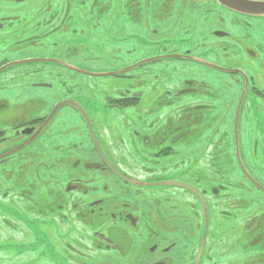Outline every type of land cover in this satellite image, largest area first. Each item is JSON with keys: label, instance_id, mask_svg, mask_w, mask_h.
Wrapping results in <instances>:
<instances>
[{"label": "flooded vegetation", "instance_id": "af4514ba", "mask_svg": "<svg viewBox=\"0 0 264 264\" xmlns=\"http://www.w3.org/2000/svg\"><path fill=\"white\" fill-rule=\"evenodd\" d=\"M103 1L0 0V172L27 158L45 191L0 193V264H264V18L163 0L167 23L194 16L157 31L151 0ZM105 2L109 35L148 17L115 39L135 62L111 72ZM42 87L68 92L45 112Z\"/></svg>", "mask_w": 264, "mask_h": 264}, {"label": "rangeland", "instance_id": "374dc122", "mask_svg": "<svg viewBox=\"0 0 264 264\" xmlns=\"http://www.w3.org/2000/svg\"><path fill=\"white\" fill-rule=\"evenodd\" d=\"M104 1H107V0H104ZM108 1H111V0H108ZM138 1H141V0H137V1L135 0L134 3H136V4L139 3V5H137V7L139 8L140 2H138ZM162 1L163 0H151L149 3L151 13H152V17H153L154 23H155L154 27H155V29H157V31L171 27L170 24L171 25L174 24L176 22L175 20H181L179 23H182L184 21L190 20L188 18L189 15H192V17L194 16L193 11L195 10V8L192 7V9H190V7H189L185 11H183L184 13L182 12L183 15H180L179 13L177 14L176 12L170 13V15L172 17H170V20H169L170 23H167L166 19H165L166 14L161 12V10H160L162 7L165 6V4ZM127 2L128 1L126 0V3ZM130 3H131V1H129L128 4H126V5H129ZM101 8H102V12L108 13L107 15H105L104 19L102 17L104 34L103 33H97V34L93 35V38L95 41H97L99 44H102L105 47L106 63L107 64H105L104 60L102 58H100L99 59L100 63H98L99 66L100 67H107V72H111V71H114L115 69L121 68L122 66H128L130 64V62L131 63L135 62L134 61L135 59L131 58V57H135V55H133L131 57L130 56L127 57V55H125L124 48H122V45L124 47V44L123 43L120 44V42H118L115 39H117V37L124 31L125 28L126 29L129 28L131 32H133V29H135L136 32H140V34L143 36V34L146 32L144 31V28L142 25L147 24L148 17H146V19H144L143 21L142 20L140 21V23H139L140 24L139 25L140 31L138 30L137 25L136 26L131 25L130 27H127L131 23V22L127 21L123 24L113 26L115 28H113L112 33L109 35L106 33L105 29L109 26L110 23H112L114 21V19H112L113 13H111V11L113 10V5L111 2H105L104 4H101ZM126 8H125V10H126ZM114 16H115V14H114ZM163 16H164V19H163ZM149 20H151V19L149 18ZM219 24H221V25L224 24V20L219 22ZM68 26H69V24H68ZM171 32H172V30H171ZM241 32L242 31L238 27H236L235 33L237 35V38H239V39L244 36V35H240ZM172 33H169V35L171 36ZM256 34H257V36H259V38H261V36H262L261 30H258V32H256ZM70 37L68 36V34H63L61 37L62 39L59 42L60 47L58 49L63 47L64 41L71 40V39H69ZM97 38L100 41H98ZM52 41H54V39L53 40L51 39V41H49L48 43H52ZM101 41H103V42H101ZM46 51H47V49H46ZM93 52H94L93 53L94 57L99 56V55L101 56L102 50L95 49ZM232 52H235V50H233ZM41 57L46 58V57H50V55L44 54ZM33 66L41 68L43 65H41V66L33 65ZM192 70L194 72V67L192 68ZM177 80L181 81V78L177 77ZM18 81L14 82V83H17ZM32 81L36 82V83H40V84H44V83L53 84L57 80L56 79L49 80V78L47 76L42 75V76H33ZM119 82L116 80L110 79V78H107V79L102 78V79H97L96 85H102V87L104 88L105 91L109 90L110 98H115V97H117V93L119 91L120 86L118 87V84H117ZM69 83L70 84L73 83L72 79L69 80ZM65 92H68V88L61 89V87H58V88H56V90H53V91L45 89L43 87L33 89L34 98L39 99L41 104H43V103L46 104V105H43L45 112H47L49 110V108L54 104V102L58 98H60L62 95H64ZM41 112H43L42 107H40L37 103L34 102L31 106L32 117L40 114ZM12 165L13 166L11 169H9V167L8 168L6 167L3 169L2 172H0V193H2L5 188H9V187L12 188L13 190L15 188H17V189H24L26 191H30V193H31L30 195H32V196L45 192L44 190H42L41 186H39V185L35 186L34 181L33 182L31 181L32 175H30V173H31V170L33 169V165L29 164V160L27 158H24V159L15 158ZM64 171H65L64 167H57L54 175L56 176V179L58 181H61L60 179L65 176ZM221 172L225 173V171H221ZM51 177H52V175H46V179L51 178ZM6 182H11L12 185L8 186L6 184Z\"/></svg>", "mask_w": 264, "mask_h": 264}, {"label": "water", "instance_id": "95a60500", "mask_svg": "<svg viewBox=\"0 0 264 264\" xmlns=\"http://www.w3.org/2000/svg\"><path fill=\"white\" fill-rule=\"evenodd\" d=\"M223 8L230 10L231 12L238 13L244 16H250L254 18H264V2L254 0H216ZM56 112V111H54ZM53 112V114H54ZM237 138V134H236ZM238 155V147L236 149ZM239 158V155H238ZM241 166V165H240ZM245 171L244 167L241 166ZM252 182H255L251 179Z\"/></svg>", "mask_w": 264, "mask_h": 264}]
</instances>
